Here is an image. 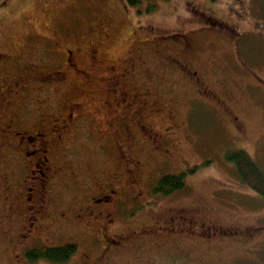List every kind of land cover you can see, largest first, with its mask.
<instances>
[{"label": "rangeland", "instance_id": "obj_1", "mask_svg": "<svg viewBox=\"0 0 264 264\" xmlns=\"http://www.w3.org/2000/svg\"><path fill=\"white\" fill-rule=\"evenodd\" d=\"M91 44L95 65L85 52ZM63 46L77 47L74 66L88 67L85 72L61 61ZM8 50L14 59L25 57L0 69V86L15 76L22 81L16 95L3 98L5 107L0 100V125L7 120L11 130L31 129L47 116V122L63 121L65 131L58 129L48 161L54 172L43 206L37 189L24 198L32 182L19 153L25 143L0 132V264H15L22 246L67 242L77 249L64 264H79L85 252L89 264H264V198L224 156L244 148L264 172V0H139L133 6L127 0H0V51ZM75 101L81 104L70 107ZM80 107L85 119L87 113L99 119L100 131L75 118ZM142 123L153 128L149 136ZM125 154L139 161L128 165L141 190L125 200L147 203L128 208L136 223L125 229L157 228L184 213L196 226L234 233L176 238L158 232L154 239L143 236L149 242L135 252L102 257L94 243L102 219L87 216L85 206L106 186L123 189ZM186 170L177 191H153L163 173ZM27 204L49 217L19 242ZM62 211L73 220L59 219L47 231V220ZM122 211L113 214L116 223Z\"/></svg>", "mask_w": 264, "mask_h": 264}, {"label": "flooded vegetation", "instance_id": "obj_2", "mask_svg": "<svg viewBox=\"0 0 264 264\" xmlns=\"http://www.w3.org/2000/svg\"><path fill=\"white\" fill-rule=\"evenodd\" d=\"M215 21H216V18L214 19L213 17H210L211 23H215ZM16 44H17V47H19L20 44L18 41ZM76 48L71 49L69 47L63 46L62 53H65V57H63L61 61L68 66H73L72 70L79 74V72H85V69L88 67L78 68L74 66L75 61L73 59L75 57V54L73 53V51L76 52ZM95 51H96V46L93 44H91L88 47V50L85 51L90 58V62L91 63L93 62L94 65H95V62H94ZM15 57L16 59H14L12 50L0 51V69L5 70L8 66H10L11 60H14V63L17 64L19 60H22V58L25 57L24 52H22L20 56L18 55V57L17 56ZM25 66L27 69H29L30 67L28 65H25ZM1 78L4 79L5 82L8 80V77L6 75L2 76ZM17 78H18L17 76L13 78H9V81L8 83H6L5 86L3 87L0 86V89H1L0 96L1 95L3 96L0 99L1 102L9 95L17 94L14 91H16V89H18L22 85L21 84L22 81L20 79L18 80ZM200 91L206 96L207 95L212 96L211 91L207 90L206 88H201ZM21 98H25V96L22 95ZM4 104H6L5 101H3L2 103V107H5ZM80 104H81L80 101H75V102H72L69 106L73 107L75 105H80ZM83 109L84 108L82 107L76 109L77 111H80L81 113L79 112L78 114H76L75 118L77 117L78 119L86 120L87 121L86 125H89L90 129L93 130V128L95 127V129L97 130L98 126L101 125L99 122V119L96 120V118H94L93 116L89 117L88 113H87V119H85L84 118L85 113ZM70 114H72V112H70ZM89 115H92L90 111H89ZM47 118L48 117L46 116L45 121L44 120L40 121L41 124L37 123L36 126L32 123L31 129L24 128L21 126L19 129L11 130L10 128L12 127L13 124L8 123L7 120L5 124L0 125V132L3 133L4 136L9 137V134L7 133L11 132V136L13 137L12 138L13 143L15 142L20 143L23 141V143H25L26 145L25 148L23 149V151L25 150V152L22 151V153L21 152L19 153L26 156L24 165L28 167L27 174H29L28 176H30L29 181L30 182L32 181V182H31V185H26L25 190L27 191L28 195H25L24 198L31 199L32 193L34 192L35 189H37V198H39L38 206H40L41 204H42L41 206H43L46 202V200H44L43 193L49 189V187L46 186V182L48 181L47 177L52 176L51 174H53L54 172L51 164H48V161H52L51 155L55 153V150L53 147L57 143V140L61 137V132H59L58 129L59 130L61 129L60 131L62 132L63 130L65 131V127H64L65 124L62 125L63 121L47 122ZM77 125L79 126V124ZM81 125H84V124L81 123ZM139 127L141 128V130H143V132L147 134V136L151 134V131L153 129L152 127H149L145 123L140 124ZM7 129L9 131H6ZM100 130L101 129H99V131ZM156 140H158V138L154 136L153 141L156 142ZM105 143L106 145L110 144V143H107V141ZM115 143H116L115 145L117 146V148L118 147L120 148L121 145L117 141H115ZM29 154L31 156H28ZM124 159L125 161H127V167H125V171L128 173L129 177L128 179L124 181L123 189L117 188V186H111V185L106 186L103 190H101V193L98 196L91 198V202L88 204V206H85V209H86L85 211H86L87 216L93 215L95 217H100L102 219V222H99L98 227H97L99 235H97L98 237L97 236L94 237L95 239L94 243L95 244L97 243L96 247L98 248L100 255L102 257H104L108 253L111 254V253H115L117 251H122L126 249H128V251L131 252L134 249L142 247L143 244L144 245L148 244L149 241L148 242L144 241L143 243V239H142L143 236L146 237L147 239H154L155 235L153 233L157 234L158 232L165 235L166 237L174 236L176 238L177 236L179 237L180 235H190L191 233L197 235L200 238L201 237H213L214 235H220L221 237L226 236L228 238L230 237L229 236L230 234L234 233V231L232 230H225V229L223 230L222 228L220 229L217 227H213V228L204 227L202 225L203 223H201L199 226L198 225L196 226V224L192 222V217L189 218L186 215H184V213H178L177 217H170L164 224L158 225L157 228L154 225V228L140 227L138 229V228H133V227L129 228L127 226L126 228H129V229H125L124 227L126 225H133L136 223V219H133V216H129L130 212L127 211L128 208L139 206V204H141L142 206H146L147 203L145 204L144 203L145 200L142 201L139 197H135V200L133 199L125 200V195L129 194V195L134 196L133 194L135 190H138L140 192L141 190L139 189L140 182H139L138 175L136 174V171H134L133 167H131V165L137 164L139 161L136 158L134 159V157L132 158L131 155H126V154L124 155ZM128 164H131V165H128ZM25 180H28V179L25 178ZM134 186H138V187L133 188ZM140 192L139 194H136V195L142 194ZM146 201H149V200H146ZM104 205H108L110 206V208L107 209L104 207ZM98 206H102L101 209L94 210ZM25 209H26V212H25L26 214L23 217L22 229H20L19 233L17 234V239L19 240V242L21 240H25L26 238H29L32 236V232H33L32 230L36 222H38V219L40 220V218L49 217L48 213L44 214L43 212H40L39 208H38L39 216H37L38 210L34 209L33 205L31 204H27ZM122 209L123 211L121 213H125L124 218L122 219L121 223H116L115 220L117 219L113 216V214L120 213L119 211H121ZM174 218L178 220L174 221ZM59 219H63L64 221H67V222L73 220V218H71L70 215H68L66 211L58 212V214H56L55 217H51L49 220H47L48 226H46V230L55 231V229L53 228L50 229L49 227H51L52 224H55L56 221ZM185 220L189 221L192 224L190 228L189 227L186 228L183 225ZM178 221H179V224H178ZM48 245H59V244H48ZM48 245L43 244V245H37V246L31 245L27 247L22 246L20 252L18 253L19 254L18 257H16L15 259V264H35V263L38 264V261H40L41 259H43V262L47 261L50 264H64V262H67L68 260L73 259L71 257L75 251L71 253V255L66 260L60 261V262H54L50 260L48 261L43 256H38V257L28 256L27 251L35 250L38 247H41V248L48 247ZM88 255H89L88 252H85L84 253L85 257H83V259L80 260L79 264H89ZM73 263L75 264L76 262H73Z\"/></svg>", "mask_w": 264, "mask_h": 264}, {"label": "trees", "instance_id": "obj_3", "mask_svg": "<svg viewBox=\"0 0 264 264\" xmlns=\"http://www.w3.org/2000/svg\"><path fill=\"white\" fill-rule=\"evenodd\" d=\"M139 0H127L129 5H137ZM224 156L227 160L233 163L238 177L249 188L256 191L262 198H264V172L258 166L252 156L243 149H232L226 151ZM195 166L188 168L194 170ZM186 171H179L177 173L166 172L157 178L154 192H160L163 195L170 194L177 191L184 186V176ZM76 249L73 242H67L59 245H48V247H38L35 250L27 251L29 257L43 256L48 261L60 262L66 260L71 253Z\"/></svg>", "mask_w": 264, "mask_h": 264}]
</instances>
